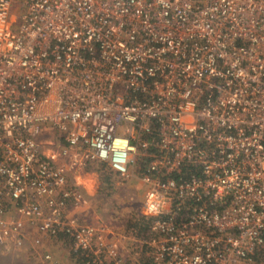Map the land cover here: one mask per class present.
I'll return each mask as SVG.
<instances>
[{
	"label": "built area",
	"instance_id": "built-area-1",
	"mask_svg": "<svg viewBox=\"0 0 264 264\" xmlns=\"http://www.w3.org/2000/svg\"><path fill=\"white\" fill-rule=\"evenodd\" d=\"M90 162L145 186L140 262L263 263L264 0H0V256L122 263L72 215Z\"/></svg>",
	"mask_w": 264,
	"mask_h": 264
},
{
	"label": "rangeland",
	"instance_id": "rangeland-1",
	"mask_svg": "<svg viewBox=\"0 0 264 264\" xmlns=\"http://www.w3.org/2000/svg\"><path fill=\"white\" fill-rule=\"evenodd\" d=\"M39 141L44 147H54V134L48 128L42 131ZM49 142L52 145H48ZM96 163L85 164L81 170L69 171L68 176L73 180L75 178L78 185L84 190L85 202L77 209L72 210V215L79 222L90 225H104L110 234L112 243L120 244L124 248V254L121 264H141L138 255L135 254L133 240L144 238L147 230L138 233L134 227L144 225L140 214V201L145 186L136 179L129 183L122 182L118 186L114 184V176L107 166L101 171L110 177L111 186L100 187L99 176L96 174ZM93 168V169H92ZM106 169V170H104ZM98 179V180H97ZM128 187V188H127ZM86 210V211H85ZM80 212L84 215L81 217ZM137 228V229H138ZM115 234L122 235L124 238H116ZM48 247H52V252ZM40 248L47 251L52 259L50 262L41 261L39 258H33L32 246L25 242L22 248L10 247L9 250L0 256V264H78V257L72 253L70 244L66 240L54 238H45L41 242ZM53 251L55 254H53ZM56 255V257L54 256ZM254 264H264L254 263Z\"/></svg>",
	"mask_w": 264,
	"mask_h": 264
},
{
	"label": "trees",
	"instance_id": "trees-1",
	"mask_svg": "<svg viewBox=\"0 0 264 264\" xmlns=\"http://www.w3.org/2000/svg\"><path fill=\"white\" fill-rule=\"evenodd\" d=\"M95 165H96V168L95 169L92 168V169L95 170L96 174L98 173V176L100 178L99 181H100L101 185L102 186L104 185L105 187L109 188L111 186L110 177H108V175L105 174L104 171H101L104 168V165L100 164V163H96ZM104 170H106V169H104ZM141 218H142V222L144 223V225L139 227V228L138 227H134L133 230L135 229L138 233H143V232H145L147 230L146 232L148 233V225L150 223V219L145 218L143 216H141ZM141 237L142 236L140 235L137 238H141ZM140 259H141V264H145L146 263V260L144 258H142L141 255H140ZM256 259H258V258H256ZM256 261L259 262V260H256Z\"/></svg>",
	"mask_w": 264,
	"mask_h": 264
},
{
	"label": "crops",
	"instance_id": "crops-1",
	"mask_svg": "<svg viewBox=\"0 0 264 264\" xmlns=\"http://www.w3.org/2000/svg\"><path fill=\"white\" fill-rule=\"evenodd\" d=\"M135 179V178H134ZM133 179V177H130V178H128L127 180H125L124 182H126V183H129L131 180H134ZM74 180H75V178H74ZM98 180V179H97ZM135 181V180H134ZM99 182V185H100V187H103L102 185H101V183H100V181H98ZM75 183H76V180H75ZM78 184V183H77ZM79 186V185H78ZM128 188V187H127ZM78 189L80 190V192L84 195V190L79 186L78 187ZM77 209V207L75 208V210ZM73 211H74V209H73ZM86 211V210H85ZM80 215H81V217H84V215L82 214V212H80ZM109 231V230H108ZM110 233V232H109ZM35 234V232L33 231V230H30V231H28L27 233H26V235H25V237H24V242L23 243H25V242H30V239L33 237V235ZM107 236V239H110L111 237H110V234L109 235H106ZM58 240H60L59 238H58ZM49 248V250L52 252V250H53V248L52 247H48ZM53 254H55V252L53 251ZM55 257H56V255H54ZM51 259H52V257H51Z\"/></svg>",
	"mask_w": 264,
	"mask_h": 264
}]
</instances>
